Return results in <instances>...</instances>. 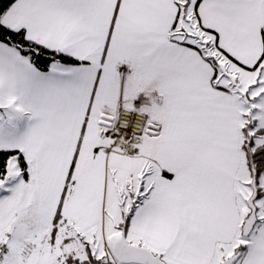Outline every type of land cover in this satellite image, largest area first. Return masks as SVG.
I'll return each instance as SVG.
<instances>
[{"label":"snow or ice","instance_id":"1","mask_svg":"<svg viewBox=\"0 0 264 264\" xmlns=\"http://www.w3.org/2000/svg\"><path fill=\"white\" fill-rule=\"evenodd\" d=\"M0 264H264V0H0Z\"/></svg>","mask_w":264,"mask_h":264}]
</instances>
